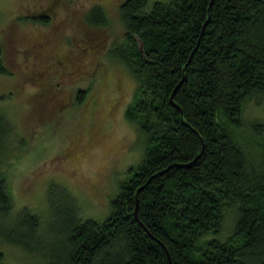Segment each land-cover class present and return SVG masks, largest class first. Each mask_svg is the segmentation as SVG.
<instances>
[{
	"label": "trees",
	"instance_id": "16d2710c",
	"mask_svg": "<svg viewBox=\"0 0 264 264\" xmlns=\"http://www.w3.org/2000/svg\"><path fill=\"white\" fill-rule=\"evenodd\" d=\"M118 6L124 43L111 55L135 82L124 117L141 134L144 155L101 221L81 218L65 190L59 202L49 198L66 230L45 264H264V127L251 126L259 159L240 132L244 105L264 101V0ZM87 12L90 24L106 25L100 6ZM83 96L78 91L75 101ZM1 117L0 138L13 131ZM11 215L12 228L0 227V236L45 253L37 216L26 207L12 212L0 169V223ZM227 215L231 232L220 239Z\"/></svg>",
	"mask_w": 264,
	"mask_h": 264
},
{
	"label": "rangeland",
	"instance_id": "374dc122",
	"mask_svg": "<svg viewBox=\"0 0 264 264\" xmlns=\"http://www.w3.org/2000/svg\"><path fill=\"white\" fill-rule=\"evenodd\" d=\"M121 1L0 0V56L7 70L0 74V118L13 129L0 138V169L12 212L26 207L37 216L45 251L30 252L0 236V264H45L66 230L49 198L59 202L65 190L78 202L81 218L101 221L128 169L144 155L141 134L124 117L135 82L111 55L124 43ZM96 5L105 26L87 20ZM40 13L50 16L45 23L34 20ZM78 91L84 92L81 103L75 101ZM254 123L264 127V101L249 100L241 115L240 132L250 135L245 145L253 160L259 159ZM229 219L220 239L231 232ZM12 221L11 215L0 227L11 229Z\"/></svg>",
	"mask_w": 264,
	"mask_h": 264
},
{
	"label": "water",
	"instance_id": "95a60500",
	"mask_svg": "<svg viewBox=\"0 0 264 264\" xmlns=\"http://www.w3.org/2000/svg\"><path fill=\"white\" fill-rule=\"evenodd\" d=\"M181 83V82H180ZM179 83V84H180ZM178 84V85H179ZM178 87V86H177ZM170 98L172 99V95L170 96ZM134 216H135V218H137V202H136V204H135V209H134Z\"/></svg>",
	"mask_w": 264,
	"mask_h": 264
}]
</instances>
